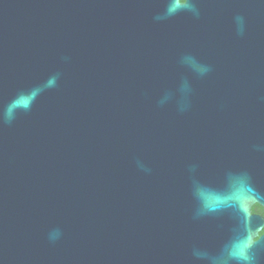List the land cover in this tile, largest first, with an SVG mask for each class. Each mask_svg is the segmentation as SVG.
<instances>
[{
    "label": "water",
    "instance_id": "water-1",
    "mask_svg": "<svg viewBox=\"0 0 264 264\" xmlns=\"http://www.w3.org/2000/svg\"><path fill=\"white\" fill-rule=\"evenodd\" d=\"M254 204L264 0H0V264H264Z\"/></svg>",
    "mask_w": 264,
    "mask_h": 264
},
{
    "label": "flooded vegetation",
    "instance_id": "flooded-vegetation-1",
    "mask_svg": "<svg viewBox=\"0 0 264 264\" xmlns=\"http://www.w3.org/2000/svg\"><path fill=\"white\" fill-rule=\"evenodd\" d=\"M184 1L185 0H179L180 3H183ZM250 213H251V215H255V216L261 218L262 220H264V208L259 206L258 204H254L250 207ZM263 232H264V227H263L261 233H263Z\"/></svg>",
    "mask_w": 264,
    "mask_h": 264
},
{
    "label": "clouds",
    "instance_id": "clouds-1",
    "mask_svg": "<svg viewBox=\"0 0 264 264\" xmlns=\"http://www.w3.org/2000/svg\"><path fill=\"white\" fill-rule=\"evenodd\" d=\"M246 258V257H245Z\"/></svg>",
    "mask_w": 264,
    "mask_h": 264
}]
</instances>
